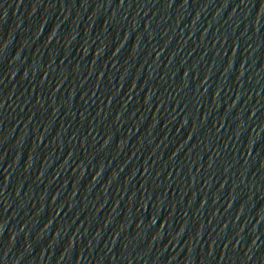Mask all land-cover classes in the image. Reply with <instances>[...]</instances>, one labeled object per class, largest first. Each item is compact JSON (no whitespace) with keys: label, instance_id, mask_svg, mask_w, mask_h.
<instances>
[{"label":"water","instance_id":"1","mask_svg":"<svg viewBox=\"0 0 264 264\" xmlns=\"http://www.w3.org/2000/svg\"><path fill=\"white\" fill-rule=\"evenodd\" d=\"M0 264H264V0H0Z\"/></svg>","mask_w":264,"mask_h":264}]
</instances>
